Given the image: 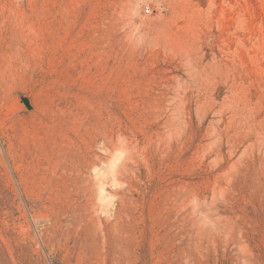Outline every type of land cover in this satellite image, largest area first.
<instances>
[{"label":"rangeland","instance_id":"1","mask_svg":"<svg viewBox=\"0 0 264 264\" xmlns=\"http://www.w3.org/2000/svg\"><path fill=\"white\" fill-rule=\"evenodd\" d=\"M0 264H264V0H0Z\"/></svg>","mask_w":264,"mask_h":264},{"label":"water","instance_id":"2","mask_svg":"<svg viewBox=\"0 0 264 264\" xmlns=\"http://www.w3.org/2000/svg\"><path fill=\"white\" fill-rule=\"evenodd\" d=\"M22 102L24 103V105H25L28 109H31V105H30L29 99H27V98H23V99H22Z\"/></svg>","mask_w":264,"mask_h":264},{"label":"built area","instance_id":"3","mask_svg":"<svg viewBox=\"0 0 264 264\" xmlns=\"http://www.w3.org/2000/svg\"><path fill=\"white\" fill-rule=\"evenodd\" d=\"M151 12V10L149 8L145 9V13L149 14Z\"/></svg>","mask_w":264,"mask_h":264}]
</instances>
